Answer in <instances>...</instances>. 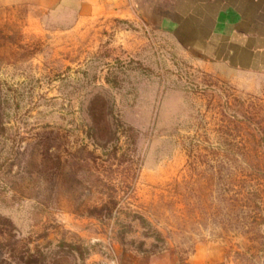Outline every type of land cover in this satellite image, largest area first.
<instances>
[{
    "label": "rangeland",
    "instance_id": "rangeland-1",
    "mask_svg": "<svg viewBox=\"0 0 264 264\" xmlns=\"http://www.w3.org/2000/svg\"><path fill=\"white\" fill-rule=\"evenodd\" d=\"M79 1L0 0V264H264V76Z\"/></svg>",
    "mask_w": 264,
    "mask_h": 264
},
{
    "label": "crops",
    "instance_id": "crops-1",
    "mask_svg": "<svg viewBox=\"0 0 264 264\" xmlns=\"http://www.w3.org/2000/svg\"><path fill=\"white\" fill-rule=\"evenodd\" d=\"M108 1L79 2L81 10L87 8L99 13L108 8ZM110 2H113L111 10L116 17L134 18L138 14L147 23H158L193 57L217 72L264 76V0Z\"/></svg>",
    "mask_w": 264,
    "mask_h": 264
},
{
    "label": "trees",
    "instance_id": "trees-1",
    "mask_svg": "<svg viewBox=\"0 0 264 264\" xmlns=\"http://www.w3.org/2000/svg\"><path fill=\"white\" fill-rule=\"evenodd\" d=\"M95 125L99 126L98 124L95 123Z\"/></svg>",
    "mask_w": 264,
    "mask_h": 264
}]
</instances>
